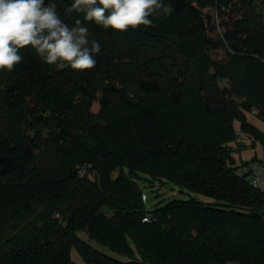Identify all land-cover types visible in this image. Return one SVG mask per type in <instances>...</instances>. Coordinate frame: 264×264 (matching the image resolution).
<instances>
[{"label": "trees", "instance_id": "16d2710c", "mask_svg": "<svg viewBox=\"0 0 264 264\" xmlns=\"http://www.w3.org/2000/svg\"><path fill=\"white\" fill-rule=\"evenodd\" d=\"M73 2L45 0L94 68L28 46L0 69V264H264V159L233 154L264 152V0H163L126 32ZM141 181L187 196L148 207Z\"/></svg>", "mask_w": 264, "mask_h": 264}, {"label": "clouds", "instance_id": "9594fccd", "mask_svg": "<svg viewBox=\"0 0 264 264\" xmlns=\"http://www.w3.org/2000/svg\"><path fill=\"white\" fill-rule=\"evenodd\" d=\"M160 10L170 14L173 9L163 0H74L65 11H83L87 21L126 32L151 25L149 17ZM75 25L69 28L57 15L55 5L45 4V0H0V69L11 72L21 62L19 49L28 46L57 68H94V55L101 46L88 39L89 29L80 20Z\"/></svg>", "mask_w": 264, "mask_h": 264}, {"label": "rangeland", "instance_id": "374dc122", "mask_svg": "<svg viewBox=\"0 0 264 264\" xmlns=\"http://www.w3.org/2000/svg\"><path fill=\"white\" fill-rule=\"evenodd\" d=\"M204 11L210 14V22L213 23L216 20H219L216 22H218L219 24L221 23L222 18L218 19V13L215 8H205ZM218 32H221V29L219 31V28H218L217 30L213 32V34L217 35ZM218 53H219L218 54L219 57H223L225 54V50L220 49ZM97 109L98 107L95 106L94 110H97ZM249 118L253 123L257 124L260 128L264 130V121L260 119L259 117H257V115H254L253 113H249ZM233 154L237 160V163H240L242 160L251 159L254 155H258L260 158L264 159V152L260 145H258V147L256 148H253V147L246 148L242 150L241 152L234 151ZM141 185L144 188V190L148 193V196H149V200L147 203L148 207H154L155 203L160 200H163L164 202L165 200L167 201L169 198H183L187 196V194L180 192L178 187L171 183H167L165 186H163V188L160 190L161 194L159 196L155 195L153 186L149 185V182L141 181ZM72 256L76 261L83 264L84 261L82 260V258L80 257V255L75 249H73L72 251Z\"/></svg>", "mask_w": 264, "mask_h": 264}, {"label": "built area", "instance_id": "2783aa9c", "mask_svg": "<svg viewBox=\"0 0 264 264\" xmlns=\"http://www.w3.org/2000/svg\"><path fill=\"white\" fill-rule=\"evenodd\" d=\"M256 172H257V171H256ZM80 173H81V174H84V173H85V170H80ZM253 183H254L255 185L260 186L261 188L264 189V178L261 177L259 173L255 174V177H254ZM142 197H143V200H144L145 202H147V200H148L147 194H146V193H143Z\"/></svg>", "mask_w": 264, "mask_h": 264}]
</instances>
